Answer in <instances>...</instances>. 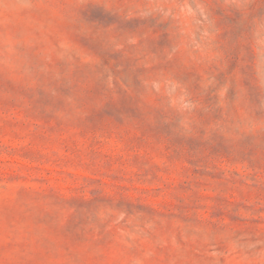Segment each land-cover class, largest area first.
Instances as JSON below:
<instances>
[{
	"label": "rangeland",
	"instance_id": "1",
	"mask_svg": "<svg viewBox=\"0 0 264 264\" xmlns=\"http://www.w3.org/2000/svg\"><path fill=\"white\" fill-rule=\"evenodd\" d=\"M0 264H264V0H0Z\"/></svg>",
	"mask_w": 264,
	"mask_h": 264
}]
</instances>
